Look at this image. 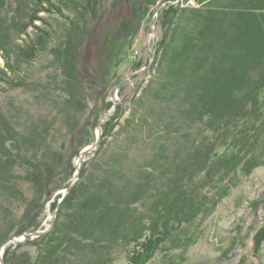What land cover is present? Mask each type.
Masks as SVG:
<instances>
[{
	"label": "trees",
	"instance_id": "obj_1",
	"mask_svg": "<svg viewBox=\"0 0 264 264\" xmlns=\"http://www.w3.org/2000/svg\"><path fill=\"white\" fill-rule=\"evenodd\" d=\"M99 1L66 0L76 16L51 50L62 96L54 117L16 126L0 108V247L42 230L47 204L57 208L51 230L6 247L4 264H115L119 252L126 264H149L158 254L176 264L167 253L195 244L192 225L213 213L238 177L264 166V0H127L130 17L104 36L101 66L86 74L75 49ZM165 3L153 21L160 36L148 79L123 124L122 104L101 124L91 161L62 199L58 192L75 177L73 158L94 144L98 120L113 107L107 89L121 55ZM42 13L61 9L51 0H0V82L21 86L9 74L46 51L51 33L37 25L46 24ZM118 127L125 146L98 158ZM137 139L146 144L143 156L130 148ZM253 236L258 255L264 226Z\"/></svg>",
	"mask_w": 264,
	"mask_h": 264
},
{
	"label": "rangeland",
	"instance_id": "obj_2",
	"mask_svg": "<svg viewBox=\"0 0 264 264\" xmlns=\"http://www.w3.org/2000/svg\"><path fill=\"white\" fill-rule=\"evenodd\" d=\"M51 2L61 9V14L42 13L40 16L46 24L37 22L38 26L51 33L46 51L38 53L36 59L30 64H23L16 74H9L10 79L17 84L20 83L21 86L14 88L0 82V108L5 117L16 126L38 119L50 120L56 112L53 103L62 97L58 90L61 83L60 73L53 61L51 50L60 41L62 31L67 28L68 22L76 15L67 8L66 0H51ZM129 10L130 5L127 0H100L96 6L92 7V13L85 15L84 36L75 49L78 64L84 73L89 74L95 66H101V42L107 33H113L124 19L130 17ZM156 16L154 12L146 17L133 43L125 48V54L121 55L119 65L115 69L111 86L107 89V100L111 101L113 93L116 92V104H122V109L125 110L120 123L131 111L130 101L136 87L148 79V74L144 75L148 73V68L122 85L125 88L122 95L118 94L119 89L117 90L116 86L122 79L135 72L132 69L134 64L138 62L142 66L149 64L155 42L150 22L155 21ZM153 26L158 40L159 26ZM28 33L30 37H33L36 31L29 29ZM118 129L119 127L115 129L114 136L107 140L98 158L105 154L106 149L112 150V148L125 146L127 137L124 134L117 135ZM97 132L96 127L93 132L95 136ZM132 142L130 148H133V153L136 156H143L141 149L147 148L146 144L138 139ZM87 155L83 162L90 159L87 162L89 164L93 156ZM76 158H73V163ZM20 188L24 191L26 198L31 197L28 184L21 182ZM215 207L210 216L198 219L192 225L191 230L196 235L195 244L186 250L169 251L166 259L173 260L176 264H264V244L258 255H255L253 251V235L258 228L264 226V166L256 168L248 177H238L236 186L231 188L227 196ZM13 211L21 214L22 208L16 204ZM52 214L47 204L41 217L42 230L50 225ZM21 250L33 252L34 249L24 247ZM115 258V264H126L124 252L117 253ZM166 261L162 255L158 254L149 264H165Z\"/></svg>",
	"mask_w": 264,
	"mask_h": 264
},
{
	"label": "water",
	"instance_id": "obj_3",
	"mask_svg": "<svg viewBox=\"0 0 264 264\" xmlns=\"http://www.w3.org/2000/svg\"><path fill=\"white\" fill-rule=\"evenodd\" d=\"M180 0H175L174 2H171V4H177L179 3ZM166 6V3L165 4H161L159 5L155 11L156 15L159 13L160 9L165 7ZM154 23L153 21L150 22V29L152 31V33L154 34L155 36V42H154V49H153V52H152V55H151V59L149 61V64L138 70V71H135L133 73H131L130 75H128L127 77H125L124 79H122L116 86V89L118 90L125 82H127L128 80H130L133 76L145 71L152 63V61L154 60L155 58V55H156V48H157V36H156V33H155V30H154ZM115 93H113L112 97H111V102L113 103V107L110 111H108V113L102 115L100 117V119L98 120L97 122V129H98V132H97V135H96V140L94 142V144L88 146V147H85L84 149H82V151L79 153V156H77L75 162H74V165L76 167V172H75V177L74 179L72 180V182L70 183L69 186H67L66 189L62 190V192H59L61 193L62 195V199L63 197H65L70 189H71V186H73L76 181L79 179V171H80V167H81V163L84 161L83 159L85 158V156L87 154H89L90 152L94 151L96 149V146L98 145L99 141H100V137H101V130H100V127H101V124L106 121L107 119H110L116 112V97H115ZM61 199V200H62ZM56 212H57V208L53 211V214H52V220H51V223L50 225L44 229V230H38V231H35L34 233H31V234H28L27 236H21L19 238H11L10 240L6 241L1 247H0V264H4L3 262V253H4V250L6 247L10 246V245H19V244H23L25 243L26 241H29V240H33L34 238H37L47 232H49L52 228V225L54 223V220H55V217H56Z\"/></svg>",
	"mask_w": 264,
	"mask_h": 264
}]
</instances>
